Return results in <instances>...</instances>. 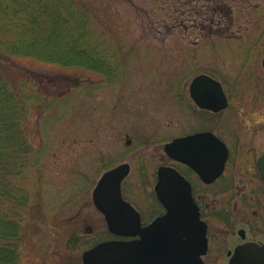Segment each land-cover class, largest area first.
<instances>
[{
  "label": "rangeland",
  "instance_id": "obj_1",
  "mask_svg": "<svg viewBox=\"0 0 264 264\" xmlns=\"http://www.w3.org/2000/svg\"><path fill=\"white\" fill-rule=\"evenodd\" d=\"M67 1L87 18L90 49L107 60L109 75L11 56L6 45L12 36L0 29V85L16 95L12 104L21 113L31 147L22 175L11 181L15 194L26 196V207L4 210L19 226L16 264H82L86 250L109 239L92 191L104 171L124 162L132 166L122 186L124 197L142 210L145 220L160 212L152 176L164 164L163 144L197 122L183 103L190 101L187 85L195 75L211 73L224 80L235 103L244 102V89L264 80V40L254 41L264 29V0ZM2 23L11 27L10 18ZM228 31L239 35L228 38ZM252 43L258 46L250 52ZM256 140L260 152L264 130ZM238 168L240 185L255 183L242 162ZM249 190L245 185L240 195H231L237 212L242 210L237 218L247 206L258 208L262 216L252 212L251 217L263 225L259 196L246 195L250 206L243 200ZM218 200L223 206L230 197ZM223 226L212 222L214 229ZM73 235L81 243L69 248ZM237 241L230 237V247ZM221 262L228 264L227 259Z\"/></svg>",
  "mask_w": 264,
  "mask_h": 264
},
{
  "label": "flooded vegetation",
  "instance_id": "obj_2",
  "mask_svg": "<svg viewBox=\"0 0 264 264\" xmlns=\"http://www.w3.org/2000/svg\"><path fill=\"white\" fill-rule=\"evenodd\" d=\"M220 30L222 29L220 28ZM229 31L225 34L228 38L233 39V36L239 35V33L235 31L232 33H229ZM254 37L256 38V40H254L255 42L259 39L263 41L264 29H260V32L256 33ZM248 46L250 47L248 51L251 52L252 48H255L258 44L252 43ZM246 47L242 46L243 49ZM251 56L252 55L249 57ZM262 68L264 72V56L262 58ZM200 75H206L222 85L227 99L225 108L215 110L214 107L201 106L195 101L192 96L191 86L194 79ZM237 79L241 80L242 75L237 77ZM248 80L249 78L246 81ZM237 82L239 83V81ZM187 86L190 101L187 102L184 100L183 103L191 110L197 122L193 123L192 130L180 136H175L163 144L162 160H165L161 162L164 164H160L155 175L152 176L155 179L153 195L157 200L155 185L158 182L159 168L165 167L177 170L190 183L192 196L199 207L200 218L207 226V251L204 256H202L203 263L221 264V261H226L227 259L228 264H231V259L236 250L242 245L252 243L264 245V224L260 225L258 220L251 217L254 213V215L259 218V216H262L261 211L258 208L257 210H251V208L249 209L246 205L248 209L245 210L246 214H243L241 219H238L237 214L240 212L242 213V210L237 212L238 206L232 205L231 196L234 195V193L240 195V192L245 189L246 185V187L249 186L250 192L243 194V200L250 206L249 203L251 202L248 201L249 199L246 197L259 196L256 205L261 208H263L262 206L264 205V179L259 169V160L264 155V146L259 152L256 145L257 133L264 130V80L256 81L252 90L247 91L244 89L241 92L243 96L240 99L243 98V103H235V98L232 97V91L227 89L229 87L226 82L211 73H199L195 75ZM235 88H237V86L234 87V89ZM202 89L204 91V86H202ZM205 94L213 97L215 93L207 92ZM212 104L213 102H211V105ZM188 117L192 116L190 115ZM178 138L186 140L183 144V148L190 154L192 160L197 161L201 173L190 164L173 159L166 152V145ZM189 138H193V140L189 141ZM222 145L226 148L227 158L223 172L215 176L217 173L215 171L220 167ZM241 162L246 172L252 176L250 177L251 181L255 183L250 184L247 181L244 185H240V179L238 178L240 169L238 166ZM230 167L231 170L228 171ZM131 171L132 166L130 164V174ZM125 180L123 183H125ZM221 195L230 197V202L221 206L218 200ZM209 198L211 202L207 201ZM158 204L160 205V212L156 215H151L152 217L146 220L142 210H138L141 213L143 226L150 224L156 217L165 212L162 205L159 202ZM153 212L154 211H151V213ZM214 220L222 221L225 224L222 230L212 227V222ZM230 237H236L239 240L232 247H230ZM139 239H141L139 236L121 237L114 235H110L109 238V240L121 241ZM208 257H210L213 262H209Z\"/></svg>",
  "mask_w": 264,
  "mask_h": 264
},
{
  "label": "water",
  "instance_id": "obj_3",
  "mask_svg": "<svg viewBox=\"0 0 264 264\" xmlns=\"http://www.w3.org/2000/svg\"><path fill=\"white\" fill-rule=\"evenodd\" d=\"M191 92L201 106L214 107L215 110L226 107L222 85L206 75L194 79ZM207 92L215 94L211 98L205 94ZM185 142L182 138L174 140L166 145V152L201 173L197 161L192 160L183 148ZM226 158V148L222 145L220 167L215 176L223 172ZM259 169L264 179V155L259 160ZM129 173L127 163L105 172L94 188L93 202L104 215L111 232L141 239L102 242L83 254V264H204L202 256L207 251V226L200 219L190 183L175 169L161 167L155 191L166 213L142 226L140 213L122 195V182ZM231 264H264V245H242L236 250Z\"/></svg>",
  "mask_w": 264,
  "mask_h": 264
},
{
  "label": "trees",
  "instance_id": "obj_4",
  "mask_svg": "<svg viewBox=\"0 0 264 264\" xmlns=\"http://www.w3.org/2000/svg\"><path fill=\"white\" fill-rule=\"evenodd\" d=\"M71 2L0 0V15L3 16L0 25L2 21L7 23L9 18L11 21L9 28L0 26L6 37L12 36V43L6 45V53L109 75L111 67L107 60L98 56L96 48L90 49L87 18L79 15ZM4 95L7 96L5 99ZM15 97L9 94L6 86L0 85V264H16L20 246L19 226L4 210L11 205L13 211L19 212L20 208L26 207L27 200L26 196L22 198L15 194L16 183L11 182L22 175L28 162L25 158L31 151L21 128V113L16 103L12 104ZM80 243L79 237L73 235L68 247L74 248Z\"/></svg>",
  "mask_w": 264,
  "mask_h": 264
}]
</instances>
